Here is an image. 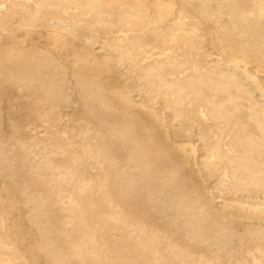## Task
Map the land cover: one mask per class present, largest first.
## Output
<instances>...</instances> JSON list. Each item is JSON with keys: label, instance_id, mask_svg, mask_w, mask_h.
Instances as JSON below:
<instances>
[{"label": "bare ground", "instance_id": "1", "mask_svg": "<svg viewBox=\"0 0 264 264\" xmlns=\"http://www.w3.org/2000/svg\"><path fill=\"white\" fill-rule=\"evenodd\" d=\"M0 264H264V0H0Z\"/></svg>", "mask_w": 264, "mask_h": 264}, {"label": "rangeland", "instance_id": "2", "mask_svg": "<svg viewBox=\"0 0 264 264\" xmlns=\"http://www.w3.org/2000/svg\"><path fill=\"white\" fill-rule=\"evenodd\" d=\"M195 2V1H194ZM151 5L148 3V6ZM252 5L251 4H248V7L250 8ZM150 9H151V6H149ZM192 12L194 14H196L199 19L203 22L200 26L201 28V33L204 35V38H203V45L205 46V49H209L210 51H212L214 53V55L212 56L213 59H218L219 57L217 56V53H218V50L215 49V48H212L214 43H215V32H214V24L213 23H210L209 20L205 17H202L200 15V13L196 12V8H195V5L194 7L192 8ZM221 20H224V17L220 18ZM160 47H164L162 44L160 45ZM247 66L250 68V69H253V66L251 63L247 64ZM152 128L155 132V135L156 136H160V137H157L156 140L158 141V143H160V145L162 147H164L169 153H170V156L173 158V160L175 161V163L177 164V167L178 168H181L183 164V158L181 157V153L180 151L178 150H175V149H170L169 148V145L171 144V142H174V145H189V144H195L196 145V148H198L199 146V143L196 142V138L194 137H187V136H184V137H181V138H172L170 140H167L163 135H162V129L158 128V126L152 124ZM43 129V128H41ZM201 150L200 148L196 151V155L199 156L198 157V162L200 163V161L202 160L203 156H201ZM185 156H188L189 158H192L193 155L188 152L186 153ZM193 162V161H191ZM217 181L216 177H213V178H210L208 181H206L205 183L209 184L210 187H213L215 182ZM196 187L199 189V182L198 181H195L194 182ZM212 190V188H210V191ZM214 193L215 194H218L219 192L215 189H213Z\"/></svg>", "mask_w": 264, "mask_h": 264}]
</instances>
